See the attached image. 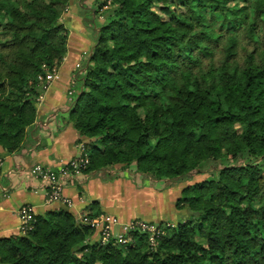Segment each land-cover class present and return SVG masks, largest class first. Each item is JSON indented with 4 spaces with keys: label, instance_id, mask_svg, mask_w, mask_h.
I'll list each match as a JSON object with an SVG mask.
<instances>
[{
    "label": "trees",
    "instance_id": "obj_1",
    "mask_svg": "<svg viewBox=\"0 0 264 264\" xmlns=\"http://www.w3.org/2000/svg\"><path fill=\"white\" fill-rule=\"evenodd\" d=\"M73 2L0 0V162L31 138ZM93 15L104 21L67 94L81 174L209 175L181 189L186 220L149 222L157 236L102 245L63 205L0 238V264H264V0H98Z\"/></svg>",
    "mask_w": 264,
    "mask_h": 264
},
{
    "label": "crops",
    "instance_id": "obj_2",
    "mask_svg": "<svg viewBox=\"0 0 264 264\" xmlns=\"http://www.w3.org/2000/svg\"><path fill=\"white\" fill-rule=\"evenodd\" d=\"M76 4L92 6L89 0H74L64 14L69 23L73 18H77V22L80 20L77 13H74ZM68 53L67 51V57L59 68L60 80L52 82L38 102L37 120L30 131L31 138L26 148L2 159L0 186L5 191L0 192V238L19 234L20 221L17 211L21 206H31L38 216L50 210L65 208L58 202L47 204L46 188L38 179L27 176L25 171L28 173L35 165L58 170L72 158L80 156L76 147L77 134L67 121V89L71 75L75 72L73 65L69 66L67 63L66 59L70 57ZM103 174L104 172L99 175L80 174L67 183L62 194L71 202L68 210L73 215L78 217L89 210L90 204L96 201L100 213L113 215L122 223L136 218L153 221L148 215V209L140 206L143 204L140 203L139 197L147 198L150 192L148 189H137L133 181L125 179L124 173H120L125 176L122 177L124 180L108 179ZM94 240L95 235L92 237V241Z\"/></svg>",
    "mask_w": 264,
    "mask_h": 264
},
{
    "label": "rangeland",
    "instance_id": "obj_3",
    "mask_svg": "<svg viewBox=\"0 0 264 264\" xmlns=\"http://www.w3.org/2000/svg\"><path fill=\"white\" fill-rule=\"evenodd\" d=\"M89 1L92 5L91 7H86V6H81V5L76 4L74 13H77V16L80 17V20L78 22H77V18H73L71 23H69V20L66 19L64 17V15L61 17V20H60L61 23L64 25V27L68 31L67 51L69 52L68 56L70 55V57H68L66 60H67V63L69 66L71 64L73 65L72 66L73 70L80 69L82 67V65L84 64V62L87 60L89 50L91 49L92 45H94V43L97 40V37H98V31L97 30L104 21L102 18H99L98 16L94 17V15H93V12L97 8L98 0H89ZM66 57H67V53H66L65 58ZM63 62H62V64H63ZM47 75H51V77L52 76H54V77H52L53 79L46 85L45 91L48 89L49 85L52 82L60 80L59 69L57 71H53L52 74H47ZM70 83L73 85L75 84V82L73 81V74L71 75V79L69 80V86L67 89V94L69 92L68 90L70 88ZM39 100H41V97L39 98ZM43 125L44 124H42V126ZM70 125L72 126V124H70ZM76 147L79 149V153L81 155V152H83V150L81 148L82 147L81 144H77ZM84 156L88 160V157L86 154H84L80 158L76 157V158H72L71 160L78 159V158L81 159ZM71 160H69V162ZM1 162H2V160H1ZM1 162H0V165H1ZM69 162H67L66 165H68ZM87 165H88V163H87ZM36 166H39L45 170H48L49 172H51L55 175L58 173V171L65 168V166H64L58 170H51V169H48V168L43 167L41 165H35L32 168H34ZM86 166L84 168H81L80 170H84L86 168ZM32 168H30L28 170V173H27V171H25V174H27V176H30L31 178L38 179L43 184V186L46 188L45 184L41 181V179H39L37 176H32L29 174V171ZM121 172H122L121 168L117 167L113 171L110 170L109 172H105L103 174V176H105L108 179H113V178L123 179L122 177L125 178V176L124 175L121 176V174H120ZM208 173H209V171L203 175L202 174L194 175L191 180L183 181V182H180L177 184H170V183L164 182V181H160V182H154L152 180L149 181L147 178H141V177L134 175L130 170L124 172V174L126 175L125 179L133 181L134 183L133 182L132 183L135 184L137 189L141 190L142 188H145V190L148 189L150 191L149 196L147 198L146 197L143 198L142 196L139 198H140V203L143 204L140 206L143 207L144 209H146V208L148 209V211H149L148 215L150 216V218H153L152 222L153 223L154 222H170L171 224H176L178 222L184 221V220H186L188 215H190V213L188 211H186L184 209L183 210H177L175 207V202L178 199V197L180 196L181 189L184 188L186 185H190V184H194V183L202 181L203 179H205L209 175ZM69 174L70 175L66 181V185L69 181H73V177L80 175L81 172L76 173L75 171L70 170ZM123 183L127 184V182H123ZM46 190H47V188H46ZM47 198H48V190H47ZM69 203L71 206V202H69ZM47 204H50V203H47ZM65 206L67 209L70 208V206H67V205H65ZM88 213H89V211L86 210L85 212L81 213L78 216V219H80V220L84 219V217H87ZM100 215H107V216L114 217L117 219L119 225L114 228V234H118L120 232V227L122 225H129L130 223H134L137 221H141V222L146 221V220H140V219H132L128 222L122 223L121 221H119V219L117 217H115L113 215H109V214H105V213L104 214L101 213ZM149 222H151V221H148L145 223H149ZM95 236L97 238V236H98L97 232H95Z\"/></svg>",
    "mask_w": 264,
    "mask_h": 264
},
{
    "label": "built area",
    "instance_id": "obj_4",
    "mask_svg": "<svg viewBox=\"0 0 264 264\" xmlns=\"http://www.w3.org/2000/svg\"><path fill=\"white\" fill-rule=\"evenodd\" d=\"M52 77L51 75L46 76V84H48L53 79ZM81 148L83 150V147ZM82 153L83 152H81L79 158L82 157ZM79 158L71 160L68 165L58 171L56 175L39 166H36L29 171L30 175L37 176L45 184L48 190L47 203L51 204L58 202L62 205L70 206L69 201L63 197L62 193L64 188L66 187V181L69 178L70 170L75 171L76 173H80V169L84 168L88 163V160L85 156L81 159ZM3 191L5 190L0 186V192ZM17 213L20 221L19 232L21 234H24L31 231L34 227L33 224L35 222V213L33 209L28 205H24L18 209ZM81 221L83 223L89 224L90 227L93 228L95 232H97L98 239L100 240V243L102 245L108 243L111 239L116 240L117 243H124V234L135 228L151 235L156 234L157 236L158 234V230L155 226L141 221L130 223L129 225H122L120 227V232L118 234H114V228L118 226L119 223L116 218L107 215H99L94 219L84 217V219H81ZM152 237L153 236H151L150 241L153 243Z\"/></svg>",
    "mask_w": 264,
    "mask_h": 264
},
{
    "label": "water",
    "instance_id": "obj_5",
    "mask_svg": "<svg viewBox=\"0 0 264 264\" xmlns=\"http://www.w3.org/2000/svg\"><path fill=\"white\" fill-rule=\"evenodd\" d=\"M195 215H197V213H194Z\"/></svg>",
    "mask_w": 264,
    "mask_h": 264
}]
</instances>
